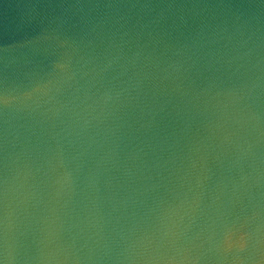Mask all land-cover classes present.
Returning a JSON list of instances; mask_svg holds the SVG:
<instances>
[{"label": "water", "instance_id": "95a60500", "mask_svg": "<svg viewBox=\"0 0 264 264\" xmlns=\"http://www.w3.org/2000/svg\"><path fill=\"white\" fill-rule=\"evenodd\" d=\"M2 264H264V0H0Z\"/></svg>", "mask_w": 264, "mask_h": 264}, {"label": "snow or ice", "instance_id": "6c2138e0", "mask_svg": "<svg viewBox=\"0 0 264 264\" xmlns=\"http://www.w3.org/2000/svg\"><path fill=\"white\" fill-rule=\"evenodd\" d=\"M0 264H2V262H0Z\"/></svg>", "mask_w": 264, "mask_h": 264}]
</instances>
